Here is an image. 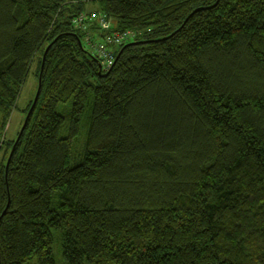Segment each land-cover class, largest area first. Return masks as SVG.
Wrapping results in <instances>:
<instances>
[{
    "label": "trees",
    "instance_id": "16d2710c",
    "mask_svg": "<svg viewBox=\"0 0 264 264\" xmlns=\"http://www.w3.org/2000/svg\"><path fill=\"white\" fill-rule=\"evenodd\" d=\"M0 264H264V0H0Z\"/></svg>",
    "mask_w": 264,
    "mask_h": 264
},
{
    "label": "built area",
    "instance_id": "2783aa9c",
    "mask_svg": "<svg viewBox=\"0 0 264 264\" xmlns=\"http://www.w3.org/2000/svg\"><path fill=\"white\" fill-rule=\"evenodd\" d=\"M97 14V13H96ZM88 16H91V18H88ZM84 15L80 14L77 18V23L81 24L82 29H86V25L91 22H95L97 26L102 28L103 30H108L110 27V21L104 16V14L99 15ZM133 33L130 31H127L126 33L119 34V33H111L106 35L101 42H98L96 45L97 51L102 53L104 55V58L107 61V67L112 64L113 56L110 53L112 48L118 47L119 45L123 44L128 37H132Z\"/></svg>",
    "mask_w": 264,
    "mask_h": 264
},
{
    "label": "rangeland",
    "instance_id": "374dc122",
    "mask_svg": "<svg viewBox=\"0 0 264 264\" xmlns=\"http://www.w3.org/2000/svg\"><path fill=\"white\" fill-rule=\"evenodd\" d=\"M131 39H128L126 43L130 42ZM83 42L85 43V39L83 40ZM35 94V81H34V75H33V71L30 72V75L27 79L26 85L24 87V89L22 90L21 96L18 99V109L14 110L11 117H10V126L9 124H7L6 129H8L7 132V139H14L17 134L19 133V135L21 134L19 132L22 122H23V109L25 104L31 99L33 98ZM55 252V251H54ZM57 256V255H55ZM56 262H59V258H56Z\"/></svg>",
    "mask_w": 264,
    "mask_h": 264
},
{
    "label": "water",
    "instance_id": "95a60500",
    "mask_svg": "<svg viewBox=\"0 0 264 264\" xmlns=\"http://www.w3.org/2000/svg\"><path fill=\"white\" fill-rule=\"evenodd\" d=\"M37 95H38V92L36 93V96H35V98H34V102L36 101V97H37ZM33 104H34V103H33ZM32 106H33V105H32ZM31 110H32V109H30V112H31ZM27 118H28V117H26V120H27Z\"/></svg>",
    "mask_w": 264,
    "mask_h": 264
}]
</instances>
